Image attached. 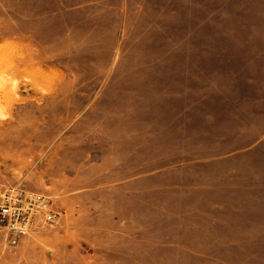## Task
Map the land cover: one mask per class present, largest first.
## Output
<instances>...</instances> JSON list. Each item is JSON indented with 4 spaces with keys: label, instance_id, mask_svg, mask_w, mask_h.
I'll use <instances>...</instances> for the list:
<instances>
[{
    "label": "rangeland",
    "instance_id": "obj_1",
    "mask_svg": "<svg viewBox=\"0 0 264 264\" xmlns=\"http://www.w3.org/2000/svg\"><path fill=\"white\" fill-rule=\"evenodd\" d=\"M0 181V264H264V0H0Z\"/></svg>",
    "mask_w": 264,
    "mask_h": 264
},
{
    "label": "built area",
    "instance_id": "obj_2",
    "mask_svg": "<svg viewBox=\"0 0 264 264\" xmlns=\"http://www.w3.org/2000/svg\"><path fill=\"white\" fill-rule=\"evenodd\" d=\"M61 214L51 194L21 182L0 181V235L6 247L17 246L24 236L57 222Z\"/></svg>",
    "mask_w": 264,
    "mask_h": 264
}]
</instances>
